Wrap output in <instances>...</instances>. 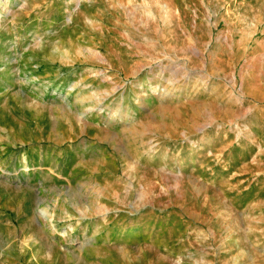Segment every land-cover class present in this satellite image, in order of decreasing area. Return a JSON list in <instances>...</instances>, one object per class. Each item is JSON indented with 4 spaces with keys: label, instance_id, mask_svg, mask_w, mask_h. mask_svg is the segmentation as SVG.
<instances>
[{
    "label": "rangeland",
    "instance_id": "obj_1",
    "mask_svg": "<svg viewBox=\"0 0 264 264\" xmlns=\"http://www.w3.org/2000/svg\"><path fill=\"white\" fill-rule=\"evenodd\" d=\"M2 183L0 264H264V0H0Z\"/></svg>",
    "mask_w": 264,
    "mask_h": 264
},
{
    "label": "bare ground",
    "instance_id": "obj_2",
    "mask_svg": "<svg viewBox=\"0 0 264 264\" xmlns=\"http://www.w3.org/2000/svg\"><path fill=\"white\" fill-rule=\"evenodd\" d=\"M7 69V68H6ZM8 70V69H7ZM13 77V76H12ZM20 93V95L22 94L21 92H19ZM17 97V96H16ZM2 131V130H1ZM1 140H3L2 142H5V140L4 139H1ZM21 139L19 138V137H17L16 136V140H14V142H15V144H18L19 143V141H20ZM8 142V141H7ZM23 143H25L24 141H22ZM3 144V143H2ZM28 163H29V161L26 159L25 161H23L22 162V165L20 166V168L19 169H21V170H24V169H26L27 167H28ZM4 173V172H3ZM12 171H10L9 173H8V175H7V177L10 179L9 181L11 182L12 180H11V177H12ZM29 183V182H28ZM40 187V186H39ZM46 191L43 189V188H41V189H39V193H38V195H37V215H39V218H41L43 221H51V219L49 220V219H47L46 220V217H44L42 214H40V211L43 209V207L47 204L46 202H45V198H46V193H45ZM38 218V217H37ZM31 221H33V219L31 220ZM46 230V229H45ZM0 236H3V234H1ZM45 239V238H44ZM44 239L41 241V243L44 241Z\"/></svg>",
    "mask_w": 264,
    "mask_h": 264
},
{
    "label": "crops",
    "instance_id": "obj_3",
    "mask_svg": "<svg viewBox=\"0 0 264 264\" xmlns=\"http://www.w3.org/2000/svg\"><path fill=\"white\" fill-rule=\"evenodd\" d=\"M7 184H8V183H7ZM2 185H3V183L0 184V186H2ZM18 195H19V194H17V198H18ZM7 196H8L7 193H1V191H0V198H1V197H2V199L10 198V197H7ZM3 207H4V206H3ZM3 207H2V208H3ZM27 208H28V207H27ZM31 210H32V209H31ZM1 211H2V210H1ZM3 225H4V226L6 225L7 227H9V226L6 224L5 220L0 221V227H1V228H3V227H2ZM1 234H3V232H1V229H0V235H1Z\"/></svg>",
    "mask_w": 264,
    "mask_h": 264
}]
</instances>
